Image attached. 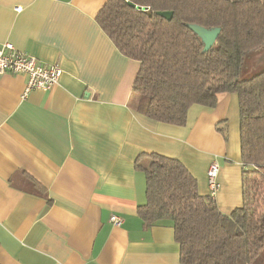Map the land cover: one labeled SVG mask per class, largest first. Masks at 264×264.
Returning <instances> with one entry per match:
<instances>
[{
    "label": "crops",
    "instance_id": "1",
    "mask_svg": "<svg viewBox=\"0 0 264 264\" xmlns=\"http://www.w3.org/2000/svg\"><path fill=\"white\" fill-rule=\"evenodd\" d=\"M107 1L0 0V43L62 69L54 87L24 97L26 77L0 73V264H181L170 223L138 215L142 154L181 161L222 213L241 205L237 95L191 105L183 125L139 113V62L96 20Z\"/></svg>",
    "mask_w": 264,
    "mask_h": 264
},
{
    "label": "trees",
    "instance_id": "2",
    "mask_svg": "<svg viewBox=\"0 0 264 264\" xmlns=\"http://www.w3.org/2000/svg\"><path fill=\"white\" fill-rule=\"evenodd\" d=\"M96 20L139 62L132 85L139 113L183 125L191 105L213 108L219 93L237 95L241 205L222 213L181 161L148 153L136 162L145 177L137 211L145 226L170 223L181 264L254 263L264 250V68L244 70L264 46V0H108ZM194 27L220 33L204 50Z\"/></svg>",
    "mask_w": 264,
    "mask_h": 264
},
{
    "label": "built area",
    "instance_id": "3",
    "mask_svg": "<svg viewBox=\"0 0 264 264\" xmlns=\"http://www.w3.org/2000/svg\"><path fill=\"white\" fill-rule=\"evenodd\" d=\"M0 73L24 75L26 77L24 97L33 89L49 90L54 87L58 83L62 69L58 65L43 64L36 57L19 51L11 43L6 42L0 43ZM218 171L216 162H212L207 169L208 186L212 194L219 188ZM110 220L114 225L122 222V218L116 214H112Z\"/></svg>",
    "mask_w": 264,
    "mask_h": 264
},
{
    "label": "water",
    "instance_id": "4",
    "mask_svg": "<svg viewBox=\"0 0 264 264\" xmlns=\"http://www.w3.org/2000/svg\"><path fill=\"white\" fill-rule=\"evenodd\" d=\"M158 14L167 19H170L173 13L171 11H160L158 12ZM194 30L202 38L204 43V50L209 49L216 42L217 37L220 33V28L203 29L194 27ZM252 61V64L255 67L256 71L264 68V46L259 51H257Z\"/></svg>",
    "mask_w": 264,
    "mask_h": 264
},
{
    "label": "rangeland",
    "instance_id": "5",
    "mask_svg": "<svg viewBox=\"0 0 264 264\" xmlns=\"http://www.w3.org/2000/svg\"><path fill=\"white\" fill-rule=\"evenodd\" d=\"M252 57H253V55L249 59H247V61H246L245 70H244L245 76L250 75L256 71L255 67L252 64V62H253ZM252 264H264V250L261 252V254L257 258V260Z\"/></svg>",
    "mask_w": 264,
    "mask_h": 264
}]
</instances>
